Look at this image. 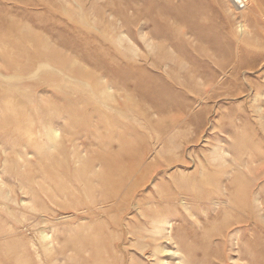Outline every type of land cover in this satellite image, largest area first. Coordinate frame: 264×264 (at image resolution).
I'll use <instances>...</instances> for the list:
<instances>
[{"label": "rangeland", "instance_id": "374dc122", "mask_svg": "<svg viewBox=\"0 0 264 264\" xmlns=\"http://www.w3.org/2000/svg\"><path fill=\"white\" fill-rule=\"evenodd\" d=\"M247 3L0 0V73L10 76L9 86L0 77V101L10 97L19 122L9 131L0 121V264H39L36 252L47 264H94L102 234L122 233L121 250L142 264L135 249L140 214L149 210L143 203L193 188L204 168L224 171L205 187L212 199H224L233 183H249L262 213L253 231L240 228L241 239L231 244V224L241 216L208 208L199 241L177 232L190 259L264 264V98L255 99L264 95V0ZM46 122L59 125L58 137L39 134ZM219 146L226 156L214 161ZM76 161L77 168L98 165L97 197L124 184L121 198L128 200L146 184L136 197L142 209L124 217L128 227L111 228L122 210L90 217L73 179ZM43 232L51 235V254L41 247ZM235 244L248 260L225 261Z\"/></svg>", "mask_w": 264, "mask_h": 264}, {"label": "bare ground", "instance_id": "6f19581e", "mask_svg": "<svg viewBox=\"0 0 264 264\" xmlns=\"http://www.w3.org/2000/svg\"><path fill=\"white\" fill-rule=\"evenodd\" d=\"M241 31H244V33L247 34V26L242 25ZM141 35H143L142 31ZM10 59L11 56L8 55L7 60L9 61ZM238 68L237 70H240V68ZM0 77L6 79V81L10 79L9 75H4L2 73H0ZM245 83L250 91H254L253 86L249 82L245 80ZM7 86H9V82L7 83ZM110 90V87H108L107 91ZM259 97L263 99L264 95L262 93L257 92L255 98L256 101L260 99ZM10 100V97L6 95L0 101V108L6 109L5 111H3V117L0 118V121L3 123L5 130L9 131L11 130V125L19 123L17 120H14V118H11V111L9 110ZM202 114L203 113L198 114V120L202 117ZM50 122H46L41 125V127L39 128V134L41 135L43 131H48V134H50L49 138L52 139L54 137H58L60 131L58 128L59 125ZM52 122H54V120ZM32 125H34V123H32ZM16 129L18 130L19 128L16 127ZM250 148L259 149L260 147L259 144L252 143L250 145ZM213 154L215 155V157L213 158L214 161L223 160L226 156L225 151H223L220 146L214 149ZM78 163L79 161H76L75 163V168L73 170V179H75L74 181H76V183L80 185V190L85 193L86 198L89 200V203H87L86 208L87 213H89L90 217L94 216L98 219H101L103 216L105 217L109 213H112L116 210L117 212L122 210V213L118 217V222L115 224V226L117 227L113 225L111 226V228H115L114 230H116L118 227L122 229V226L124 225L128 227V224L126 222L124 223V217L127 216L132 207L138 210L142 209V203L140 202L141 200H137L136 197L140 192L143 191L144 188L147 187L146 184L142 187L131 189V198H129L128 200L123 197L121 198L124 184L115 187V191L111 194L108 193L106 196L97 197L95 193V185L96 182L99 180V178L97 177L98 165L93 168H77ZM164 165L169 166L167 162ZM141 168L142 165L138 169ZM223 172V170L217 169L208 170L206 172L204 168L202 169V172L198 177L199 179L196 177V179H198V184L195 185L193 188L183 189L179 187L174 192H162L160 193V196L158 198H151L146 200L145 204L143 203L144 207H147L149 210L143 214H140L142 218L140 220L139 227L141 230H143V233H141L138 237L140 241V247L135 249V254L142 260V264H192V259H190L189 256L190 247H187V245L182 240H180L177 232L182 231L192 241H199L201 237L198 234V231H200L202 229V226L204 225L202 216L206 213L207 209L211 207L214 210L215 214H217L218 209L224 208L227 214L241 216V220H236L231 224V227L234 228L232 232L233 235L231 236V244L234 239L237 240V243L241 239V236H239L241 234L239 230L240 228H242L245 233H251L253 231L252 229L255 225V215H260L262 213V204L260 202L259 193H256V195L254 196L251 193L249 185H247L249 183L242 185L233 183L230 187H223L222 191H224L225 188V192L228 193L227 196H224V199H212V193L210 191L205 192L207 191L205 187L210 186L209 180L211 178L221 176ZM232 174V172L227 173L228 176H231ZM0 186H5V183L1 182V179ZM106 186L107 185L101 187L100 191H107ZM152 186L153 188H155L156 183L153 184L152 182ZM78 190L79 189L77 188L75 189V191ZM240 190L244 195L242 199H238V196L236 195V193H238V191ZM63 191L64 189L61 187L59 189V192ZM122 199H124L125 201H122ZM123 205L127 207L125 208ZM97 208H101L102 211L94 213V210ZM172 208L176 210V214H173L169 210ZM214 216L215 218L217 217V215ZM262 218L264 217L262 216ZM129 234L130 233L128 232V235ZM102 235L103 238L100 237L103 239L102 246L94 248V254L92 256V258L95 260L94 264H135L133 259L134 255L131 254L128 257L126 253L121 250L120 244L124 240L123 233L121 234V237L117 238L112 234ZM226 243L228 244V241ZM40 244L45 254H51V252L53 251V242L51 241L50 233H41ZM237 246V244L231 245V254H226L225 261L232 260L234 263H238L235 260V257H237L239 261L248 260L245 257L244 253L241 251L242 247ZM108 248L111 249V252H109ZM117 253L119 254V256ZM36 256L38 259L37 261H39V264H47L43 259V254L36 252ZM227 263L228 262H225V264ZM193 264L201 263H197L196 260V262Z\"/></svg>", "mask_w": 264, "mask_h": 264}, {"label": "built area", "instance_id": "2783aa9c", "mask_svg": "<svg viewBox=\"0 0 264 264\" xmlns=\"http://www.w3.org/2000/svg\"><path fill=\"white\" fill-rule=\"evenodd\" d=\"M235 5L239 9H245L247 7V0H234Z\"/></svg>", "mask_w": 264, "mask_h": 264}]
</instances>
